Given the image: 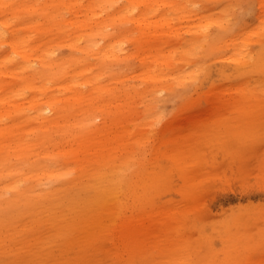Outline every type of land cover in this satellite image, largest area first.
<instances>
[{
  "label": "clouds",
  "instance_id": "1",
  "mask_svg": "<svg viewBox=\"0 0 264 264\" xmlns=\"http://www.w3.org/2000/svg\"><path fill=\"white\" fill-rule=\"evenodd\" d=\"M23 2L0 22V113L17 105L35 124L23 156L0 147V229L14 209L55 211L29 264H257L264 198L219 193L241 175L264 185V0ZM24 16L39 17L30 31L15 27ZM193 196L187 227L122 240L126 223Z\"/></svg>",
  "mask_w": 264,
  "mask_h": 264
},
{
  "label": "bare ground",
  "instance_id": "2",
  "mask_svg": "<svg viewBox=\"0 0 264 264\" xmlns=\"http://www.w3.org/2000/svg\"><path fill=\"white\" fill-rule=\"evenodd\" d=\"M26 8L23 0H16L10 11L0 13V22H6L12 17L23 15V10ZM39 20L37 16H24V19L16 21L15 27L20 31H30V26L36 24ZM52 39L51 33L42 31L38 34L34 42L38 48L45 47ZM6 81L16 83L14 75L5 78ZM12 84H7L6 87H12ZM19 106L12 105L6 109L3 115L9 117L8 123L0 127V147L15 152L23 156L30 148L31 137H27V133L33 130L35 121L25 123L27 114L12 115ZM163 142L169 144V150L175 151L180 144V136L176 134L173 139L164 138ZM171 143V144H170ZM18 161L17 163H22ZM199 197H190L188 203L185 201L182 208L179 210L174 207H161L155 209L150 215L137 217L134 220L122 226L121 234L124 242L130 239L142 236L148 237L150 234L156 233L164 226L170 225L163 229L176 228L178 225L175 221L179 218L180 221L186 215L193 214L191 209H196V202ZM200 207V206H199ZM112 213L111 207L101 209L96 217V223L100 224L103 220L109 217ZM56 213L49 209L48 215L43 213L37 215L35 210L30 209H14L5 216V226L0 229V264H29L30 261L38 259L36 253L46 243L50 242L56 231L54 221ZM174 222L175 224H170ZM183 220V224L184 225ZM164 225V226H162ZM186 226V225H185ZM53 258V257H49Z\"/></svg>",
  "mask_w": 264,
  "mask_h": 264
},
{
  "label": "rangeland",
  "instance_id": "3",
  "mask_svg": "<svg viewBox=\"0 0 264 264\" xmlns=\"http://www.w3.org/2000/svg\"><path fill=\"white\" fill-rule=\"evenodd\" d=\"M176 134H177L176 132L170 131L169 134L165 138H168V139L170 138V140H171L174 138V136ZM161 143L169 149L170 146L168 143L163 142V140L161 141ZM219 194L222 196H229V197H237V196H242V195H247L249 197H255L256 198L255 200L249 199V201H247V202L252 203V204H256V203H258V201L261 198H264V185L246 184L244 176L241 175L240 177L234 179L233 181H231L229 183H225V184L220 185V193ZM198 200H199V203L196 202L197 208L191 209L193 214H190V215L195 216L198 213L201 205L203 204L202 199L199 198ZM186 202L188 203V200ZM175 221L177 222V224H175L174 222H172L170 224H175V226L178 225V227H180L183 224V220L180 221L179 218L176 219ZM162 226H164V225H162ZM169 226L170 225L164 226V228L169 227ZM184 226L187 227V222H184ZM178 227L176 226V228H178ZM192 227L193 228L195 227L194 222L192 224ZM164 228H161L159 230V232L163 233L162 231ZM155 231L157 233V229H155ZM188 231L191 232V229L189 228ZM253 259L255 261H257V264H260L261 261H264V256L256 255L253 257ZM18 264H21V263H18Z\"/></svg>",
  "mask_w": 264,
  "mask_h": 264
}]
</instances>
